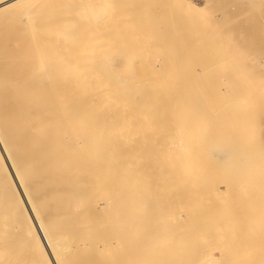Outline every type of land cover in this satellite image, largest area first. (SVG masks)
I'll return each mask as SVG.
<instances>
[{
  "label": "bare ground",
  "instance_id": "obj_1",
  "mask_svg": "<svg viewBox=\"0 0 264 264\" xmlns=\"http://www.w3.org/2000/svg\"><path fill=\"white\" fill-rule=\"evenodd\" d=\"M88 1L89 0H0V172L3 175L2 177H4V180L2 181H5V184L3 185L1 184L2 183L1 181L0 186L5 185L6 187L5 186L4 187L7 188L9 191V193L7 192L9 195H7L6 197L7 204L6 203L4 204L5 206L4 209L3 208L0 209V264H17L13 253H18L16 255H18L19 257V253L27 249L26 247H30V249L28 248L29 251L31 250V248H34L35 253H32L34 251L32 250L31 251L32 254L30 256H27L26 253H28V251L27 252L23 251L22 254L24 255L25 253L26 258H27V259L25 258V255L24 256L21 255L23 256V259L24 258L26 259L24 260V262H26L29 259V257L32 256V258L29 259L31 261L33 258H35L34 257L35 255L33 256V254H36V256L38 257L37 260H39L36 264H39V263L40 264H211L213 257L211 258L212 255H209L210 251L208 249H211L209 248V246L210 244L214 245L213 242L215 240L218 243L219 242L221 243L219 239L220 237L218 238V236L221 235V233L223 232L218 233L217 234L218 236H216L217 232L215 230L219 229V227L216 229L218 223L219 224L224 223L222 221L219 222V220H221V218H219L218 223L215 224V221L217 222V219H215L214 216L219 211H221V213L219 212L220 216L224 215L223 211L224 210L226 211V209H224V205H225L224 202L227 200H223L220 198L221 200L224 201L221 209L215 207L216 203L213 206L214 202H212L213 204L212 203L208 204L209 201L211 202L215 199H213V197H210L214 195L210 191V189L207 190L205 188L208 185L207 186L205 185L203 187V184L206 183L207 181V179L203 178V176H202L203 183L199 182V185H197V187H200L201 185L200 183H202L201 185L202 188L201 187L199 188L200 189L199 192L201 194L205 192V194L208 195V196L206 195L207 197L206 196L205 197L209 201H207L204 198V201L206 200L205 202L207 203H204V201L202 200L204 197L203 196L204 194L202 195L201 198H200L201 196L200 194H199L200 196L197 195L198 193L197 191L199 189L196 188L195 184H197V182L194 183L193 179H192L193 181H187L188 183H186L184 181V178L186 175L182 174L183 177H181V180L184 181V183L182 182L183 184L182 183L181 184L183 186L179 183L181 180H179L178 178V172L175 171L176 170L175 166H177V164H175V162H177L175 155L179 153V151L177 152V150L180 149V146H181L180 145L178 148V145H179L178 142L180 141L181 143V139H183L185 132H186L184 131V133H180V130L182 132L183 130L182 128L184 127L183 124L185 123L184 120L186 119L185 117H187V115L184 116V114H187V113H184L182 111V113H184L183 114L184 123H183L182 122L183 118L180 119L182 116V113L180 112L181 115L178 114L179 111H181V110L178 111V108L183 109V106L182 107L181 106L178 107V106H179V100L180 101L182 100V103H183L185 99V102H186L189 96L187 97V94L185 93H183L184 95L179 96L180 94H178L179 93L178 89L173 87L175 84L173 86L171 85L172 87L171 86L166 87L168 83L167 85H164L161 83L158 84V82L156 83L154 80V77L152 76L155 72L154 70L156 69V67L154 68L155 64L152 66V62H151V59H153L154 57L151 58L150 55H148V58H146V54L148 53L146 51H145L146 54L143 53L142 52L143 50H141V52H136V50H139L138 46H137L138 47L137 49L135 48L136 49L135 52L130 51L132 48L129 50L128 47L124 46L126 44L125 42L128 39L127 30L129 29L127 27L129 25H126L127 27H124L125 26L124 25L125 22H124V24H121L122 26L124 25L123 30L122 29L118 30L119 27L116 28L117 25L115 26L114 22H112L114 18H116L117 21H122V20L124 21L126 17L129 18L128 16H130L131 14L129 10H126V11L130 15L127 14L125 10H123V8L126 7L124 6V4L120 5L121 7L122 6L124 7H122L121 9L119 7L120 10L118 13H116L118 17H116V15H113L111 17L110 19L112 20L111 25L110 27H108V23L110 22V20L109 22H106L103 19V18H106V20H108L107 17H104V15H107V14L103 15V12L108 9L107 5H105V3L107 2L105 0H103V2L100 0L101 3H104V6L102 4L100 8L102 9L103 7H105V9L103 8L102 10H100V8L98 7L100 3L97 4L99 2L98 0H97L98 1L97 3H95V1L93 2L92 0V2L95 4L94 6L97 5L96 7L98 8L91 7L93 6L91 4L92 2L87 3ZM107 1L108 2L110 1L108 3L109 5L113 4L111 2L112 0H107ZM184 2L186 1H183V3ZM86 3L91 4V6L90 5L88 6ZM125 5H127V3ZM140 6H143V5H140ZM157 6H159V4ZM111 7L109 8L111 9ZM113 7L111 10L110 9L107 10L108 13L109 11L111 12L114 9ZM170 7H171V4H170ZM176 7H178V5H176ZM180 7H183V5ZM140 8H136V9H140ZM191 10L192 9H190L189 13H192ZM208 10L209 9H207V11ZM100 11L101 12L103 11V12L101 13ZM137 11H140V10H137ZM222 11H224V8ZM199 12L200 14H202L201 11ZM208 12H210V10ZM216 12L218 13V11ZM119 13L120 15H118ZM171 13L173 12L171 11ZM121 14H123L122 17L125 14H127L128 16L126 15V17H123V19H121L122 18ZM101 15L103 16L101 19H103L105 23H107L106 27H108V29L109 28L111 29V27L114 25L115 27L113 26L112 27L113 29L115 28L117 29V31H119V33L121 34L123 33L124 36L125 35L127 36L126 40L124 39L125 40L124 44L123 43H122L123 45L119 44L124 47L122 48L121 46L118 45L117 47H115V49L117 48L118 50L116 49L115 51V49L113 48L114 47L113 45L118 44L116 42H119L118 36H120V34L119 33L116 34L117 35L116 38L118 37L117 38L118 40L116 38L114 39L113 36L115 35L117 31L115 29H114L115 31L112 30L111 32L114 33V35H112L110 30L108 33L105 30L106 27H103L106 24L104 23L105 25H102L103 23H100L101 24L100 27L102 26L104 28L101 31L105 30L104 33L105 32L106 33L104 35H106V37L109 36V38H103V36L101 35L99 36L98 34L102 33V32L98 33L100 29L99 31L96 30L97 31L96 34L98 33L97 37L99 36V38H103L101 39V41L102 40L107 41V42L111 41L109 42V44L107 43V45L113 46V47L110 46L111 51L108 52L105 44H103L105 42H102L101 44L104 45V47L106 48V51L104 47L102 48V46L99 48L100 44L95 43L94 45H96V47L97 45H99L97 47L99 51L101 49L102 50L104 49L105 52L103 51V53L107 52L106 54H103L102 56L99 55L101 53L98 54L99 51H97L96 47L92 45V40L94 42L96 40L97 43L101 42V41H98L99 39L97 40L94 38L93 34L91 33V31L93 30H89V34H92V36L89 35L88 33H87L88 37H87V34L86 35L83 34V33H86L87 31L86 28H84L83 26L85 25L87 27L88 24H90L88 23V21H94V22L98 21ZM167 15H172V14L169 13ZM180 15H181L182 21L187 16L185 13L184 14L182 13ZM182 15L184 17H182ZM191 15L192 14H190V16ZM108 17H110V13ZM138 17L140 19V16ZM188 17L186 20H190L193 16L189 18ZM214 17L218 18L217 16H214ZM101 19L99 21H103ZM133 19L134 18H132V20ZM146 19H147V16H146ZM213 19L215 20V18ZM86 20L88 24L83 23V22H86ZM135 20L136 19H134V21ZM141 20L142 19H140V21ZM69 21H73V22L69 23ZM77 21H79V23H81L82 25L84 24V25L81 26L79 25V23H75ZM136 21H137V24H134L135 28L134 26L131 25L132 28H134L133 33L135 34H137L138 31L143 32L142 30H140L141 28H143L141 26L142 23L139 22V20H136ZM126 22H129V21L126 19ZM96 23L94 25H96ZM184 23L186 24V22ZM176 25L174 24L173 28H175ZM97 26H99V24L95 26L96 29H98ZM122 26L120 27L122 28ZM170 26L171 25H169V28L167 30H170ZM79 27H83L82 28L83 32H82V29H80ZM154 27L155 26H153V28ZM184 27L187 28V26L185 25ZM146 28H144V32ZM147 29L149 30V27ZM121 30L122 32H120ZM125 31L127 32V34H125L126 33ZM149 31L151 33V30ZM153 31H156V30L154 29ZM139 32H138L139 34L138 36L142 38L141 36H143L144 34L141 35V33ZM209 32L210 31H208L207 33ZM70 33L72 36L70 35ZM78 33L81 34V36L82 35L86 36L88 41H90L89 39H92L90 41L91 45L88 44V46H86L87 45L86 43L88 41L84 43L81 42L80 40L83 38L79 37L80 35ZM158 33H159V30L157 34ZM160 33H163V32L160 31ZM75 34H78V35H75ZM107 34H110V35H107ZM68 35H70L71 37L70 36L68 37ZM164 35L165 34H163V36L161 37H164ZM195 35L198 36V34H195ZM74 36L76 37L78 36L79 38L77 37L76 39V37ZM122 36L120 38L121 41H122ZM201 36L203 35L200 34V38ZM132 38H133V35H132ZM149 38H144V39H149ZM193 38L192 39L189 38V39L193 40ZM207 38L209 37L207 36ZM78 39L80 40L78 41ZM130 39L131 37L128 39V43L126 46L129 45V42L131 45V41H129ZM150 39L151 40L149 41L144 40V42L147 41V44L142 41L141 45L143 47L144 45L148 46L149 44L148 42L151 43V41H153L152 38ZM209 39L207 42H209ZM201 40H204V39L202 38ZM217 40L218 39L214 41H217ZM82 41H84V39ZM139 41L140 40H138V43ZM157 41H158V38H157ZM161 41H159L160 44H161ZM112 42L113 43L115 42L116 44H113ZM172 42H173V39H172ZM172 42H169V43H172ZM200 42H202L203 44V41H200ZM153 43L155 44V41L152 42V44ZM195 43H197V41ZM81 44L83 45L86 44V45L84 47ZM163 44L165 45V43ZM170 45H173V44H170ZM196 45L199 46L198 43ZM195 46L193 47L194 50H196ZM130 47H133V45ZM176 47L175 48L170 47V48L172 50L173 49L176 50ZM215 47L216 46L214 47L211 46V48H215ZM198 48H200V46ZM209 48L210 46L208 47V49ZM92 49L93 50L96 49V52H94L95 50L92 51ZM150 49L151 47L147 50L149 51ZM156 49H158V47ZM156 49L154 51L158 52V50ZM171 49L170 51H172ZM201 50L200 52H204V49H201ZM210 50L209 52L205 50V52L210 53ZM176 51L174 52L176 53V55H174L175 59L177 56H180L178 55L179 54L178 50ZM197 51L199 52L198 49ZM151 52L153 53V50ZM157 52L156 54H159ZM228 53H230V51ZM164 54H167V53H164ZM185 54H187V52ZM194 55H197V54H194ZM205 55L208 57V54L205 53ZM210 56L211 55H209V57ZM169 57H171V55ZM149 58L151 59L149 60ZM158 58L159 57H157V59ZM171 58L169 59L171 60ZM179 58L181 59V57ZM179 58L177 57L176 59L177 63H178ZM147 59L149 60V62L146 61ZM186 60H184V63L183 62L182 63L186 64L188 62L187 60V62L185 63ZM168 61L169 60H167V62ZM201 61L202 60H200V63ZM206 61H204L203 65H205ZM167 62L165 61V63ZM171 62H174V61L171 60ZM191 62H189V64ZM196 63H198V66H199V60ZM212 64H213V61H212ZM158 65H160L159 62H158ZM180 66L182 68V71H181V75H182L184 73L183 71L185 67H183L184 65L182 66V64H180ZM138 67H139L138 69L139 72L137 71ZM205 67H208V66H205ZM160 68H163V66H161ZM169 68H171V66ZM187 68H188V63H187ZM190 69L192 70V68ZM172 70L174 71V69ZM191 70H189L190 74L192 73ZM209 71H210V68H209ZM140 72L147 73V75H150L152 73L150 75L152 77L150 76L147 77V75L144 74L146 78L144 75H143L144 78H139L136 75L139 73V76H140L141 75ZM204 72L207 73L206 70H204ZM199 73L198 75L200 76L202 73L200 74ZM164 74L162 76H164ZM234 75L235 74L233 73V76ZM166 76L167 75H165V77ZM184 76H185V73H184ZM207 76H210V75H207ZM201 78L203 79V77ZM170 79L171 78H169L168 80ZM174 79H176V76L174 77ZM173 83H175V80ZM218 83H221V82H218ZM177 84L178 85L181 84L180 81L179 83L177 82ZM177 84L175 85L176 87H177ZM186 84H189V83H186ZM201 84L199 86L200 88H198V84L197 86L193 85L194 87L198 88L197 89L193 87L196 90V93L198 94L202 90L203 91L201 93L206 92L205 88L203 89ZM254 87H252V91L255 89ZM213 88L215 89L216 86ZM233 88H235V86ZM179 89H184V87L179 88ZM237 89H235V92ZM240 89L242 88L240 87ZM185 90L187 91V89ZM243 90L240 92L243 93ZM255 90L257 91V89ZM193 92L194 91H192V93ZM207 92H206L207 95L203 93L204 94L203 98H201L202 97L200 95L201 93L197 95L198 99L196 97V99L200 101H203V99L205 98L204 100L206 101L205 102L206 104H203L204 101L203 102L199 101V103L200 104L202 103L205 106V108L211 106V104L210 106H208L209 103H207L211 97L210 95L208 96V94L209 93L211 94V92L210 91L209 93ZM194 94L193 96L191 95V98L192 97L194 98ZM231 94H234V93H231ZM224 95H228V93ZM234 95H237L238 97V94L235 93ZM252 95H255V97L257 96L256 92L255 94H252ZM217 97L219 100L223 98V95H222V98L221 96L219 97L216 95L215 98ZM229 97L231 96H228V98ZM251 97L253 99V96ZM251 97L249 96L248 99H251ZM212 98H214L213 95H212ZM232 99H225V101L226 102L229 100L232 101ZM254 101H256V99ZM192 102L194 101H191V103ZM223 102L224 101L222 100L221 103L220 102L219 103L222 104ZM213 103H214V100H213ZM202 104L201 106H203ZM226 104L227 103H225V105ZM189 107H192V106H189ZM202 108L205 109L204 107ZM211 109H209V111H211ZM224 110L225 109H222V112ZM191 112H194V111H191ZM198 112H201V111H198ZM195 114L196 113H193V116ZM203 114L204 113H202V115ZM216 114H217V117H219L218 116L219 113L216 112ZM202 115H200V117ZM214 115H215V112H214ZM166 117L169 118L167 122L169 123L170 121L169 124H165L166 122L163 121L164 119L166 121L167 119ZM194 118L195 117H193L192 119ZM178 119L181 121H179ZM203 119L205 121V118ZM189 121H191V119ZM195 122H196V119H195ZM201 122L200 124H204ZM164 124L166 126H164ZM179 124L180 126L183 125L181 129L179 127ZM205 125L207 124L205 123ZM166 127H169V128H166ZM148 130H150L151 135L149 133H146ZM179 133L182 134L181 135V137L183 136L182 138L180 137V135H178ZM148 135L152 136V139H151L152 141L153 139L155 141V144H154L153 143L154 141L152 142L149 139L150 142H152L150 147H148L149 146V141L147 140L149 138ZM156 135H159L158 137H162V138L157 139ZM177 135H178V138H180V140L178 139V141L176 140ZM186 138H188V136ZM165 139H167L168 141L173 139L172 140L173 143L171 142L169 143ZM166 141L168 142L169 146L171 144L173 148L171 146H170L171 148L167 147L166 146L167 144L164 145ZM181 144L183 147V142ZM155 145H157V147ZM161 145L164 148H160ZM176 147L178 149H176ZM237 150L239 151V149ZM219 151H217V153H219ZM175 152L177 153L175 154ZM222 152H223V149H222ZM224 152L226 153L227 151L225 150ZM227 154L226 156L223 153H221L220 155L218 154L219 156L218 158L217 157L216 158L219 159L220 161L225 162L224 160L226 159ZM235 155L233 154L231 156L235 157ZM241 157H240V161H243L244 158L241 159ZM238 159L239 158H236L235 160L238 161ZM219 160L217 161L219 162ZM179 161L180 160L178 159V162ZM226 164L228 163H225V165ZM178 165L180 164L178 163ZM217 165L215 167H217ZM223 165L221 166L224 167ZM263 165L264 164H262V166ZM211 167L214 168V165L213 166L210 165V167L207 166L205 170L209 168L208 171L213 172V169L211 170ZM230 167L227 168L228 171H230L229 169H232V167L231 168ZM244 167L246 166L244 165ZM257 168L259 169V167ZM261 168H260V172H263L261 171ZM216 169L214 171H216ZM221 170L225 171L222 168ZM240 170H244V169H242L241 167ZM240 170L238 169V172H240ZM169 171L171 173H169ZM201 172H205V171H201ZM201 172H198V173H201ZM219 172L220 171H218V174H220ZM179 173L181 174V172ZM192 174L193 176L195 175L193 171H192ZM213 174H216V173H212V175ZM221 174L224 175L223 173ZM198 175L200 176V174ZM244 175H245V172H244ZM191 176L189 177L190 178L189 180H191ZM209 177L211 176H208V178ZM262 177L260 178L262 179ZM213 178L214 176L210 178V182L208 181L209 182L208 188H210L211 179ZM260 178L259 180H261ZM203 179L206 181L204 182ZM223 180L224 179H222V181ZM251 180H253V178ZM189 182L190 183L192 182V183L190 184ZM244 182L245 184H248L246 183V180H244ZM193 183L195 186L193 185ZM211 184H213V181ZM181 186L183 187V189ZM215 186L213 187L215 188ZM232 187H231L232 189L231 191L235 192L234 191L235 187L234 188ZM195 188L196 190L197 189L198 190L196 191ZM201 189L202 190L206 189V190L203 192ZM238 189H240V187ZM253 189L255 188L253 187L252 190ZM256 190L257 189H255V191ZM262 190L263 191H261V193L264 192V189ZM207 191H210L211 193L210 192L206 193ZM242 191H244L243 188H242ZM195 192H197L196 195H195ZM222 193L221 194L219 193V194L222 196L223 195ZM216 194L214 196H216ZM258 194L260 193L258 192ZM227 195L229 194L223 195L222 198L225 197L226 199ZM234 195L235 194L233 193V197ZM252 195H253V192H252ZM209 197L211 198V200L209 199ZM252 197L254 199L255 196H251L250 198L252 199ZM234 201L235 200H233V202L231 201L232 205H234L233 204ZM236 201H238V199ZM231 203L229 202L230 205ZM226 206L227 205H225V207ZM179 207L182 209H180ZM233 208L235 209L234 206ZM237 208L238 207H236V209ZM178 209L183 210L182 211L183 213L180 212L179 214ZM217 209L219 211H214ZM230 209H232V207H230ZM230 211H226V213L228 212L229 214ZM213 212L215 214H213ZM181 213L185 215L186 219H181L182 218L180 216ZM6 214L10 216V219L11 217L12 218L14 217V221H13L14 227L13 225H11L12 223L9 225H7L8 223L5 224L6 222H9V221H4L7 218V217L6 218L4 217V216H7ZM212 215L214 218H212ZM3 217L5 218L4 220H2ZM195 217L196 219H194ZM192 218L194 219V221L195 220L196 221L194 222ZM208 218H210L211 222L214 223V225L216 226H213L212 224L213 227H211V223L208 220ZM213 219H215V221ZM10 222H12V220ZM189 223H191L190 226H193L192 224H195V226L198 227L199 225V228L201 229L202 227L203 230L195 229V231H191L192 227L191 228L188 227L189 229L188 228L182 229L183 228L182 226H184L185 224L189 225ZM206 225L207 226L209 225L210 228H213L212 230L215 229L214 231L216 233L214 232L215 233V236H213L214 238L212 237L213 231L209 227H205ZM5 227H7L8 229H6ZM9 227H11L12 229H10ZM9 229L13 230L16 233L11 234L13 231H9V234H8ZM233 231H236V230H233ZM228 234L230 233L228 232ZM246 234H248V232ZM9 235L10 237H12L13 235L15 236L12 237L13 238L12 239L9 237ZM215 237L217 238L215 239ZM248 237H251V236H248ZM207 239H210V240L212 239L213 241L212 240L210 241L212 243L210 242L208 243ZM221 240L223 241V237L221 238ZM230 240L232 239H229L226 241H230ZM241 240L238 241L237 245H240L241 243L243 244V242L246 243L247 241V239H245L246 241H243V242H241ZM217 242L215 245L216 247L217 245L218 246L220 245V244H217ZM207 243L209 246L207 245ZM223 243H224L223 245H225V242ZM21 245H23V247H20ZM233 246L234 248L237 247L235 245ZM251 246L254 247L253 244ZM177 247H178V250L176 249ZM220 247H221L220 252H222L221 254L223 255V257L221 256L220 257L221 259L226 257L225 259L222 260L226 262V259H228L227 255L226 254L224 255V252H226L225 251L226 248L225 250H223L222 247L224 248V246H219L217 249L220 250L219 249ZM21 248L23 250L20 251ZM236 252H239V251H236ZM29 254L30 253H28V255ZM235 254L237 255V253H234L233 256H235ZM249 254L250 253H247V255ZM238 255H242V253ZM244 256L246 255L244 254ZM244 256H241V257L244 258ZM237 257L238 256H236V258ZM236 258H234L233 260H236ZM23 259L21 258V260ZM216 259H219V258H216ZM233 260L232 261L229 260L231 264ZM248 260L250 261L251 259L249 258L247 259V261ZM33 261L35 262L34 259ZM240 262L238 264H240ZM227 264L229 263L227 262Z\"/></svg>",
  "mask_w": 264,
  "mask_h": 264
},
{
  "label": "rangeland",
  "instance_id": "obj_2",
  "mask_svg": "<svg viewBox=\"0 0 264 264\" xmlns=\"http://www.w3.org/2000/svg\"><path fill=\"white\" fill-rule=\"evenodd\" d=\"M95 1V3H97L98 1V3L97 4H99L98 5V7L100 8L101 7V5L103 4V6H104V3H101V1L103 2V0H93V2ZM107 3H105V5H107V10H109L110 8L109 7H111L113 4V6H115V7H113L114 9L110 12L109 11V13H110V17H108L109 16V13H108V11L106 10V11H102L103 12V15L104 14H107V15H104V17H107V19L108 20H106V18H103L106 22H109V20L111 19V17L113 16V15H116V13H118L119 12V10L122 8V7H124V6H126L125 8H123V10H129V12H130V14L126 11V13L127 14H129L130 16H132V17H130V16H128L127 14H125L123 17H126V15L131 19V21H130V19L129 18H125L124 19V21L122 20V21H117V19L116 18H114V20L112 21V20H110V24L108 23V27H110V25H111V21L112 22H114V25L116 26V28H118V30H120V29H122L123 30V28L124 27H127L126 25H129L127 28L129 29V30H127L128 31V39L131 37V39L129 40V41H131V45H130V42H129V45L128 46H126L127 45V43H128V39H127V41L125 42V40H126V38H127V36L125 35L124 36V34L122 33H119V31H117V29H115L117 32L115 33V35H114V33L113 32H111L112 30H114L112 27L114 26L113 24V26L111 27V29L109 28L108 29V27H106L107 26V23H105V21L103 20V19H101L103 16L101 15V17H100V19L101 20H103V21H96V22H94V21H88V23H90V24H88L87 23V20H86V22H83L84 24H88V26L90 27H86L84 24V26L81 24V23H79V21H77V22H75V23H79V25H81V26H83L84 28H86V33H83V34H89V30H93V31H91V33L93 34V36H94V38L95 39H99L98 41H101V39H103V38H109V36H107L106 37V35H104L106 32H108L109 33V30H110V32L112 33V35H114L113 37H114V39L116 38V34L117 33H119L120 34V36H118L117 38L119 39V42H116V43H118V44H116L115 42L113 43V44H116V45H113V46H111V45H107V43L109 44V42H111V41H109V39H108V41L109 42H107V41H101V42H99V43H97V41L95 40V42L92 40V39H89L90 41L92 40V45L93 46H95L96 47V45H94L95 43L96 44H100V46L99 45H97V47L99 46V48L102 46V48L104 47V45H102L101 43L102 42H105V43H103V44H105V46H106V48H107V50H108V52L109 51H111L110 50V46L111 47H113L114 49H115V47H117L119 44H124V42L126 43L124 46L125 47H128V49L130 50L131 48L132 49H134V50H130V51H134L135 52V50L138 48L139 50H136V52H141V50H143L142 52L143 53H145L146 54V52L148 53V54H146V58H148V55H150V57L151 58H153L154 59V61H153V59H151V58H149V60L151 59V62H152V66L154 65V68L156 67V69L154 70L155 72H154V74L152 75L153 77H154V80H155V82L157 83L158 82V84L159 83H161V84H164V85H167V83H168V85L166 86V87H170L171 85L173 86L174 84L176 85L177 84V82L179 83V81H180V83L181 84H177V87L174 85L173 87H175V88H177L178 89V91H179V93L178 94H180L179 96H181V95H184L183 93H185V94H187V97H188V99L186 100V102H185V99H184V102L182 103V100L180 101L179 100V106L178 107H182L183 106V109L182 108H178V111L179 110H181V111H179V115H181V113H182V111L184 112V113H187V114H184V113H182V116H181V118L180 119H182V122L184 123V121H185V123L183 124V123H181V124H183L184 125V127H186V128H184L183 127V125H181L180 126V124H179V127H180V129L182 128L183 130H182V132H181V130H180V133H184V131H186L185 132V135H184V137H183V139H181V143L183 142V147H182V144L180 143V141L178 142V148H179V146H180V149H178L177 147H176V149H178L177 150V152L179 151V153H177V152H175V158H176V160H177V162H175V164H177V166H175V168H176V170L175 171H177L178 172V178H179V180H181V177H183V175L182 174H185L184 176H185V178H187V179H185L184 178V181L186 182V183H188L187 181H193L194 180V183L195 182H197V184H195L196 185V188H200L201 187V185H202V176H203V178H206L207 179V181L206 180H204L203 179V181L205 182L206 181V183H204L203 184V187L206 185H208L209 186V182H210V178H212L213 176H214V178L213 179H215V180H213V179H211V183H212V181H213V184H211L210 183V188H208V186L207 187H205L207 190L208 189H210V191L215 195L216 193H218V191H219V193L221 194L222 192V194L223 195H225V194H229V195H227L226 196V199H225V197L224 198H222V196L218 193V194H216V196H214V195H212V196H210V197H213V199H215V200H213V201H209V200H207L206 199V197L208 196L207 194H205V190H202L204 193V195L203 194H201L199 191H200V189L197 191L196 190V188H195V190L198 192H195V195H196V193H197V195L198 196H200V198L202 197V195L204 196L203 197V201H204V198L207 200V201H209L208 202V204L210 203H212V202H214V204H213V206L215 205V203H216V205H215V207H217V208H219V209H221V207L223 206V200H227V201H225L224 202V204L225 205H227L226 207H225V205H224V209H226V211H230L229 212V214H228V212L226 213V211L224 210L223 212H224V215L223 216H220L219 214L221 213V211H219L218 209L217 210H214V211H219V212H217L216 213V215L214 216L215 217V219H217V222L215 221V219H213L214 221H215V224H217L218 223V219L219 218H221V220H219V222L220 221H222V222H224V223H221V224H217V227H216V229L219 227V229H217V230H212L213 228H210L209 227V225L207 226H205V227H209L212 231H213V234H212V232H211V234H212V237L213 236H215V233H216V236H218L217 234L218 233H220V232H223V233H221V235H219L218 236V238L220 239V241H221V243L219 242H217L215 239L217 238V237H215V241L213 242L214 243V245L212 244H210V246L208 245V243L212 240H210V239H207V241H208V243H207V245L209 246V248H211V249H208L209 251H210V254L209 255H212L211 256V258H212V262H211V264H227V262L229 263V264H231V262L230 261H232L234 258H236V256H238L237 258H236V260H237V262H236V260H233V262H232V264H238L240 261H242V262H240V264L241 263H243V264H255V262H256V264H259V262H260V264H264V202H262V201H264V192H262L261 193V191H263L262 189H264V165L262 166V164H264V0H168V1H166V0H112L111 2L113 3L112 5H109L108 3L110 2H108L107 0H105ZM104 1V2H105ZM120 1V2H119ZM180 1V2H179ZM183 1H186V2H184L183 3ZM90 2H92V0L90 1H88L87 3H90ZM91 3L93 6H91V4H87L88 6L90 5L91 7H96V6H94L95 4L94 3ZM130 2H131V4H130ZM140 2V3H139ZM162 4H161V3ZM166 2V3H165ZM127 3V5H125ZM149 3V4H148ZM124 4V6H120V5H123ZM159 4V6H157ZM161 4V5H160ZM164 4V5H163ZM170 4H171V7H170ZM174 4V5H173ZM185 4H187V5H185ZM108 5H109V7H108ZM140 5H143V6H140ZM146 5V6H145ZM163 5V6H162ZM166 5V6H165ZM176 5H178V7H176ZM183 5V7H180V6H182ZM220 5V6H219ZM224 5H225V7H224ZM102 6V7H103ZM138 6V7H137ZM148 6V7H147ZM187 6V7H186ZM205 6H207V7H205ZM98 7H96V8H98ZM112 7H111V9H112ZM118 9H117V8ZM119 7H120V9H119ZM131 7H133V8H131ZM141 7V8H140ZM160 7V8H159ZM169 7V8H168ZM174 9H173V8ZM221 7V8H220ZM104 9H105V7H103ZM102 8V9H103ZM136 8H140V9H136ZM143 8V9H142ZM181 8H183V9H181ZM185 8V9H184ZM206 8V9H205ZM223 8H224V11H222L223 10ZM101 8H100V10H102ZM110 9V10H111ZM117 9V10H116ZM131 9V10H130ZM169 9V10H168ZM171 9V10H170ZM182 11H181V10ZM189 9V10H188ZM190 9H192L191 11H192V13H189L190 12ZM207 9H209L210 10V12H208L207 11ZM115 10V11H114ZM137 10H140V11H137ZM144 10V11H143ZM184 10V11H183ZM215 10V11H214ZM113 11H114V13H113ZM153 11H155V12H153ZM170 11V12H169ZM171 11L173 12V13H171ZM179 11H181V12H179ZM198 11V12H197ZM199 11H201V13L202 14H200V12ZM203 11H204V13H203ZM211 11H212V13H211ZM214 11V12H213ZM216 11H218V13L216 12ZM101 12V11H100ZM101 12V13H102ZM121 12H122V10H121ZM120 12V13H121ZM136 12V13H135ZM141 12V13H140ZM145 12V13H144ZM161 12V13H160ZM172 14V15H167V14ZM186 14L187 16L184 18V20H186L187 19V17L189 16V17H192L190 20H186V21H182V18H181V15L179 14ZM220 12V13H219ZM222 12V13H221ZM113 13V14H112ZM120 13L118 14V15H120ZM153 13V14H152ZM210 13V14H209ZM214 13V14H213ZM217 13V14H216ZM124 14V13H123ZM123 14H121V17H122V15ZM134 14V15H133ZM190 14H192L191 16H190ZM202 16H200V15ZM216 14V15H215ZM245 14V15H244ZM180 17H179V16ZM205 15V16H204ZM240 15V16H239ZM241 15H242V17H241ZM136 18H135V17ZM138 16H140V19H142L141 21H140V19H139V17ZM146 16H147V19H146ZM155 16H156V18H155ZM170 16V17H169ZM172 16V17H171ZM214 16H217L218 18H216V17H214ZM116 17H118L117 15H116ZM120 17V16H119ZM120 17V18H121ZM123 17L121 18V19H123ZM138 17V18H137ZM167 17V18H166ZM180 18V20H179V18ZM182 17H184L183 15H182ZM188 17V18H189ZM201 17V18H200ZM206 17H208V18H206ZM232 17H234V18H232ZM240 17V18H239ZM112 18V19H113ZM119 18V19H120ZM132 18H134V19H136V20H139V22H141L142 23V27L143 28H141V26H140V30H142L143 32H144V28H148L149 27V30H151V33L154 35H152L151 33H150V31L146 28V30H145V32L143 33V32H139V33H141V35H143V36H141L142 38H140V36H138L139 34H138V32H137V34H135V33H133V29L135 28V25L134 24H137V21L135 20L134 21V19L132 20ZM145 18V19H144ZM172 18H173V20H172ZM198 18H200V19H198ZM213 18H215V20L213 19ZM238 18V19H237ZM115 19H116V21H115ZM118 19V20H119ZM126 19L129 21V22H126ZM151 19V20H150ZM172 21H171V20ZM144 20V21H143ZM177 20V21H176ZM197 20H198V22H200V23H198L197 22ZM201 20V21H200ZM135 23H134V22ZM147 21V22H146ZM149 21V22H148ZM152 21V22H151ZM196 21V22H195ZM228 21H229V23H228ZM230 21H232V22H230ZM51 22H53V21H51ZM68 22V21H67ZM73 21H69V23H72ZM82 22V21H81ZM99 22V23H98ZM116 22V23H115ZM124 22H125V24H124ZM139 22H138V24H139ZM154 22V23H153ZM168 22V23H167ZM184 22H186V24L184 23ZM195 24H194V23ZM202 22V23H201ZM96 23V25H98L99 24V26H97L98 27V29H96L95 28V26L96 25H94ZM100 23H103L102 25H105V26H103V27H106L105 28V30H106V32L104 33V31L105 30H103V31H101L102 29H104L102 26V28L100 27ZM105 23V24H104ZM140 23V24H141ZM144 23V24H143ZM149 23V24H148ZM197 23V24H196ZM121 24H124L123 26L121 25ZM148 24V25H147ZM152 24V25H151ZM154 24V25H153ZM174 24L176 25L175 26V28H173L174 27ZM179 24V25H178ZM183 24V25H182ZM227 24V25H226ZM134 26V28H132V26ZM144 25V26H143ZM145 25H147V26H145ZM169 25H171L170 26V30H167L168 28H169ZM184 25L185 26H187V28H185L184 27ZM200 25V26H199ZM224 25V26H223ZM78 26V25H77ZM114 26V27H115ZM120 26H122V28L120 27ZM153 26H155L154 28H153ZM83 27H79L80 29H82ZM182 27H184L185 28V30H184V28H182ZM87 28H89V29H87ZM151 28V29H150ZM221 28V29H220ZM99 29H100V31H99ZM130 29H131V31H130ZM156 30V31H153V30ZM174 29H176V30H174ZM182 29V30H181ZM189 29V30H188ZM203 29V30H202ZM207 29V30H206ZM209 29H211V30H209ZM85 30V29H84ZM96 30H98L99 32L98 33H100V32H102L101 34H98L99 36L101 35V36H103V38H99V36L97 37V34H96ZM114 30V31H115ZM122 30L120 31V32H122ZM158 30H159V33L157 34V32H158ZM174 32H173V31ZM180 30H181V32H180ZM191 30V31H190ZM213 30V31H212ZM94 31H95V33H94ZM149 31V32H148ZM160 31L161 32H163V33H160ZM167 31H171L170 33L169 32H167ZM178 31H179V33H178ZM208 31H210L209 33H207ZM82 32H83V29H82ZM126 32V31H125ZM124 32V33H125ZM132 32V33H131ZM135 32V31H134ZM156 32V33H155ZM188 32H189V34H188ZM203 32V33H202ZM207 34H206V33ZM212 32V33H211ZM79 33H81V32H79ZM78 33V34H79ZM130 33V34H129ZM148 35H147V34ZM168 33V34H167ZM175 33V34H174ZM191 33V34H190ZM193 33V34H192ZM205 33V34H204ZM211 33V34H210ZM68 34V33H67ZM78 34H75V35H78ZM88 34H87V37H88ZM92 34H89V35H91L92 36ZM125 34H127V32L125 33ZM163 34H165L164 35V37H161V36H163ZM174 34V35H173ZM183 34V35H182ZM186 36H185V35ZM188 34V35H187ZM195 34H198V36L197 35H195ZM200 34L201 35H203V36H205V37H203V36H201V38H200ZM210 34V35H209ZM70 35H71V33H70ZM70 35H68V37L70 36ZM80 36L79 37H82L83 39H84V41H82L83 39H78V41L80 40L81 42H87L88 40H87V38H86V36H84V35H82L81 36V34H79ZM107 35H110V34H107ZM123 35V36H122ZM132 35H133V38H132ZM150 35V36H149ZM159 35V36H158ZM171 35V36H170ZM180 35H182V36H180ZM190 35V36H189ZM192 35V36H191ZM210 38H207V36ZM72 36V35H71ZM70 36V37H71ZM105 36V37H104ZM121 36H122V41H121ZM152 36V37H151ZM175 38H174V37ZM177 36V37H176ZM74 37H76V36H74ZM78 37V36H77ZM77 37H76V39H77ZM78 37V38H79ZM112 37V36H111ZM125 37V38H124ZM139 39H138V38ZM152 38V40L153 41H151V43L150 42H148L149 44H148V46L146 45H144V47L141 45V43H142V41L144 42V40H147V41H149V40H151L150 38ZM156 37V38H155ZM173 37V38H172ZM185 37V38H184ZM193 38V40H190V39H192ZM90 38H92V37H90ZM93 38V39H94ZM116 38V39H117ZM144 38H149V39H144ZM155 38V39H154ZM157 38H158V41H157ZM163 38H164V40H163ZM190 38V39H189ZM197 38V39H196ZM206 39L205 40V42H204V40H201V39ZM69 39V38H68ZM113 39V40H114ZM117 39V40H118ZM125 39V40H124ZM134 39V40H133ZM172 39H173V42H172ZM180 39V40H179ZM183 39V40H182ZM187 39V40H186ZM208 39H209V42H207L208 41ZM216 39H218L217 41H214V40H216ZM105 40V39H104ZM112 40V39H111ZM138 40H140L139 41V43H138ZM161 40H163V41H161ZM168 40V41H167ZM176 40V41H175ZM90 41H88L86 44H81L82 46H84L85 47V45L86 46H88V44H90L91 45V42ZM147 41L146 42H144V43H146L147 44ZM155 41V44L153 43L152 44V42H154ZM157 41V42H156ZM159 41H161V44H160V42ZM193 41V42H192ZM197 41V43L199 44V46H200V48L201 49H204V52H205V50L206 51H208L209 52V50H210V53H207V52H205L206 54H208V57L205 55V53L204 52H200V48H198L199 46L198 45H196L197 43H195ZM200 41H203V44H202V42H200ZM220 41V42H219ZM94 42V43H93ZM159 42V43H158ZM169 42H172V43H169ZM177 44H176V43ZM183 42H185V43H183ZM200 42V43H199ZM216 44H215V43ZM112 43H110V44H112ZM138 43V44H137ZM143 43V44H144ZM163 43H165V45L163 44ZM168 43V44H167ZM175 43V44H174ZM192 43V44H191ZM218 43V44H217ZM79 44V43H78ZM122 44V45H123ZM156 44H157V46H156ZM170 44H173V45H170ZM184 44V45H183ZM186 44V45H185ZM188 44H190V45H188ZM202 44V45H201ZM207 44V45H206ZM133 45V47H130V46H132ZM151 45V46H150ZM153 45V46H152ZM159 45V46H158ZM169 45V46H168ZM175 45V46H174ZM176 45H177V47H178V49H177V47H176ZM184 47H183V46ZM197 46V48H196V46ZM206 45V46H205ZM109 48H108V47ZM119 46H121V45H119ZM124 46H121L122 48L124 47ZM138 46V47H137ZM155 46H156V48L158 47V49H156L155 48ZM186 46V47H185ZM195 46V49L196 50H194L193 49V47ZM202 46H204V47H202ZM210 46V48L208 49V47ZM211 46H216L215 48H211ZM96 47V49H97V51H99L98 50V48ZM142 47V48H141ZM147 47V48H146ZM151 47V51L153 50V53L151 52H149L147 49H149ZM161 47V48H160ZM175 48L176 47V50H178V55H180V56H177L178 58L179 57H181V59L179 58L178 59V63H177V57H176V59H175V57H174V55H176V53H174L176 50L175 49H171V48ZM105 48V47H104ZM106 48H105V51H106ZM119 48V47H118ZM136 48V49H135ZM160 48V49H159ZM163 48V49H162ZM168 48H170L172 51H170V49H168ZM187 48V49H186ZM96 49H92V51H94V52H96ZM117 49V48H116ZM116 49H115V51H116ZM145 49V50H144ZM158 50V52L157 51H154V50ZM164 49H166V50H164ZM181 49H183V50H181ZM192 49V50H191ZM197 49L199 50V52L197 51ZM213 49H214V51H213ZM118 50V49H117ZM161 50V51H160ZM190 50V51H189ZM103 51H104V49L102 50H100L99 52H98V54L99 53H101V54H99V55H103V54H106V53H103ZM104 51V52H105ZM113 51V50H112ZM146 51V52H145ZM168 51V52H167ZM189 51V52H188ZM193 53H192V52ZM197 51V52H196ZM201 51H203V50H201ZM230 51V53H228ZM156 52L157 53H159V54H156ZM167 53V54H164V53ZM170 52H171V54H170ZM177 52V51H176ZM187 52V54H185V53ZM191 52V53H190ZM234 52V53H233ZM173 53V54H172ZM203 53V54H202ZM213 54V56H212V54ZM216 53V54H215ZM164 54V55H163ZM171 55V57H169L170 55ZM194 54H197L198 55V57H197V55H194ZM155 55V56H154ZM163 55V56H162ZM193 55V56H192ZM209 55H211L210 57H209ZM182 56H184V57H182ZM186 56V57H185ZM204 56V57H203ZM157 57H159L158 59H157ZM174 57V58H173ZM192 57V58H191ZM165 58H166V60H165ZM169 58H171V60L172 61H174V62H171V60L169 59ZM188 58V59H187ZM191 58V59H190ZM195 60H194V59ZM205 60H204V59ZM209 58H211V59H209ZM217 58V59H216ZM160 59V60H159ZM173 59H175L176 60V62H175V60H173ZM182 59H184V60H188V62H187V60L185 61V63L187 62L188 63V68H187V63L186 64H183L184 63V60H182ZM189 59H190V61H189ZM194 61H193V60ZM149 60L147 59L146 61H148L149 62ZM159 60V61H158ZM167 60H169L168 62H167ZM180 60V61H179ZM182 60V61H181ZM199 60V66H198V63H196L197 61ZM200 60H202L201 61V63H200ZM207 60V61H206ZM210 60V61H209ZM219 60V61H218ZM223 60V61H222ZM163 61V62H162ZM165 61L167 62V63H165ZM192 61V62H191ZM204 61H206V63H205V65H203L204 64ZM212 61H213V64H212ZM150 62V63H151ZM158 62H159V64L161 65V63H162V65L161 66H163V68H160L161 66L160 65H158ZM179 62H181V63H179ZM183 62V63H182ZM189 62H191L190 64H189ZM209 62V63H208ZM211 62V63H210ZM214 62H216V63H214ZM224 62V63H223ZM147 63V62H146ZM164 63V64H163ZM172 63V64H171ZM196 63V64H195ZM176 66H175V65ZM180 64H182V66L183 67H185L184 68V73H185V76H184V73L181 75V71H182V68H181V66H180ZM192 64V65H191ZM195 64V65H194ZM165 65V66H164ZM173 65H174V67H173ZM211 65H213V66H210ZM171 66V68H169V67ZM191 66V67H190ZM195 66V67H194ZM205 66H208V67H205ZM137 67V66H136ZM166 67V68H165ZM176 67V68H175ZM158 68H159V70H158ZM167 68H168V70H167ZM187 68V69H186ZM190 68H192V70L190 69ZM204 68V69H203ZM206 68V69H205ZM209 68H210V71H209ZM139 67L137 68V71L139 72ZM164 70V71H162V70ZM172 69H174V71L172 70ZM201 71H200V70ZM212 69V70H211ZM214 69H216V70H214ZM219 69V70H218ZM172 70V71H171ZM189 70H191V74H190V71ZM202 70H203V72H202ZM204 70H206L207 71V73H205L204 72ZM158 71V72H157ZM161 71V72H160ZM170 71V72H169ZM186 71V72H185ZM194 71V72H193ZM196 71V72H195ZM189 72V73H188ZM202 73L200 76L198 75V73ZM209 72H210V74H209ZM222 74H221V73ZM232 72V73H231ZM141 73V72H140ZM165 73V74H164ZM170 73H172V74H170ZM193 73H194V75H193ZM197 73V74H196ZM199 73V74H200ZM229 75H228V74ZM233 73L236 75H234L233 76ZM144 74H146L147 75V73H141V75L139 76V73L136 75L137 77H139V78H144L143 77V75ZM152 74V73H151ZM150 74V75H151ZM161 74V75H160ZM164 74V76H162ZM176 74V75H175ZM188 74V75H187ZM190 74V75H189ZM212 74V75H211ZM219 74V75H218ZM150 75H147V77L148 76H150ZM157 75V76H156ZM165 75H167L166 77H165ZM169 75V76H168ZM175 75L176 76V79H174V77L173 76ZM182 77H181V76ZM207 75H210V76H207ZM228 75V76H227ZM232 75V76H231ZM145 76V75H144ZM152 76H150V77H152ZM196 76H197V78H196ZM217 76V77H216ZM223 76H224V78H223ZM230 76V77H229ZM156 77V78H155ZM161 77V78H160ZM180 77V78H179ZM192 77H193V79H192ZM201 77H203V79L201 78ZM231 77H232V79H231ZM233 77H235V78H233ZM145 78H146V76H145ZM165 78V79H164ZM169 78H171L170 80H168ZM173 78V79H172ZM185 78V79H184ZM189 78V79H188ZM212 78V79H211ZM158 79V80H157ZM180 79V80H179ZM196 79V80H195ZM202 81H201V80ZM210 79V80H209ZM222 79V80H221ZM225 79V80H224ZM174 80H175V83H173L174 82ZM213 82H212V81ZM215 80V81H214ZM220 80V81H219ZM235 80V81H234ZM239 80V81H238ZM167 81H169V82H167ZM171 81H173V82H171ZM182 81V82H181ZM187 81V82H186ZM191 81H193V82H191ZM232 81V82H231ZM237 81V82H236ZM240 81H241V83H240ZM164 82V83H163ZM166 82V83H165ZM198 82V83H197ZM200 82V83H199ZM206 82V83H205ZM209 82V83H208ZM218 82H221V83H218ZM222 82H224V83H222ZM154 83V82H153ZM173 83V84H172ZM185 83V84H184ZM186 83H189V84H186ZM204 84V85H202V84ZM150 84H152V83H150ZM160 84V85H161ZM183 84H184V86H183ZM197 84H198V88H200L199 86H200V84H201V86H202V88L204 89L205 88V90H206V92L207 93H209V91L211 92V94L209 93L208 94V96L210 95L211 97H210V99H209V101L207 102V103H209L208 104V106H210V104H211V106L210 107H207V108H205V106L203 105V104H206L205 102V98L203 99V101H200V100H197L198 99V97H197V95H199L198 93H196V90L194 89V88H197V87H194V86H197ZM208 86H207V85ZM209 84H211V85H209ZM236 84H238V85H236ZM188 87H187V86ZM191 87H190V86ZM194 85V86H193ZM243 85V86H242ZM171 86V87H172ZM184 87V89H179V88H183ZM216 86V90L213 88V87H215ZM222 86V87H221ZM223 86H225V87H223ZM235 86V88H233ZM237 86V87H236ZM246 86V87H245ZM255 86V87H254ZM165 87V86H164ZM186 87V88H185ZM194 87V88H193ZM210 88V90H209V88ZM220 87V88H219ZM240 87L242 88V89H240ZM252 87H254L255 89H257V91L254 89L253 91H252ZM197 88V89H198ZM232 88V89H231ZM238 88V89H237ZM247 88V89H246ZM185 89H187V91L185 90ZM235 89H237V90H239V91H237L236 90V92H235ZM244 89V90H243ZM201 90V89H200ZM243 90V93L242 92H240V91H242ZM183 91V92H182ZM192 91H194L193 93H192ZM214 91H216V92H214ZM232 91H234V92H232ZM249 91H250V93H249ZM256 92V97H255V95H252V94H255V92ZM198 92V91H197ZM206 92H203L204 94H206ZM246 92V93H245ZM195 93V94H194ZM203 93H201L200 95L202 96L201 98H203L204 97V94ZM218 93H220V94H218ZM228 93V95H224V94H227ZM231 93H236V94H238V97H237V95H234V94H231ZM242 93V94H241ZM189 94V95H188ZM193 94H194V98H193V100H192V98H191V95L193 96ZM203 94V95H202ZM215 94V95H214ZM240 94V95H239ZM207 95V94H206ZM212 95L214 96V98L216 97V95L217 96H221V98H222V95H223V98L222 99H219L218 100V97L217 98H212ZM186 96V95H185ZM228 96H231V97H229L228 98ZM240 96H242V97H240ZM249 96L251 97V96H253V99H252V97H251V99L253 100H251V99H248L249 98ZM196 97H197V99H196ZM200 97V96H199ZM234 97V98H233ZM185 98V97H184ZM191 98V99H190ZM233 98V99H232ZM247 98V99H246ZM200 99V98H199ZM214 100V103H213V100ZM225 99H232V101L231 100H229V101H225ZM238 99V100H237ZM256 99V101H254ZM224 101L225 103H227L226 105H225V103L223 102L222 104H220L221 103V101ZM249 100H251V101H249ZM191 101H194L195 102V104H194V102H192L191 103ZM199 101L200 102H203V106H201V104L199 103ZM217 101V102H216ZM232 103H231V102ZM181 102V103H180ZM220 102V103H219ZM229 102V103H228ZM237 102V103H236ZM244 102V103H243ZM252 102V103H251ZM190 103V104H189ZM200 105H199V104ZM184 104V105H183ZM215 104H217V105H215ZM195 105V106H194ZM197 105H199V106H197ZM226 107H225V106ZM189 106H192V107H188ZM194 106V107H193ZM222 106V107H221ZM225 108H224V107ZM238 106V107H237ZM186 107H187V109H186ZM202 107H204L205 109H203ZM216 107V108H215ZM235 107H237V108H235ZM194 108V109H193ZM199 110H198V109ZM200 108H201V110H200ZM212 108V109H211ZM220 108H222V109H225L223 112H222V109H220ZM193 109V110H192ZM209 109H211V111H209ZM214 109V110H213ZM217 109V110H216ZM189 112H188V111ZM206 110V111H205ZM213 110V111H212ZM233 110V111H232ZM191 111H194V112H191ZM197 111V112H196ZM198 111H201V112H198ZM203 111V112H202ZM181 112V113H180ZM206 112V113H205ZM214 112H215V115H214ZM216 112H218L219 114H218V116L219 117H217V114H216ZM193 113H196L194 116H193ZM202 113H204L203 115H202ZM227 113V114H226ZM183 114H184V116H186L187 115V117H185L186 119L184 120V116H183ZM192 116H191V115ZM198 114H200V115H202L201 117H200V115H198ZM210 116H209V115ZM226 116V115H228V116H224V115ZM197 115V116H196ZM206 115V116H205ZM224 116V117H223ZM179 117V116H178ZM193 117H195L194 119H192ZM197 117H198V119H200V120H198L197 119ZM200 117V118H199ZM211 117V118H210ZM220 117H222V118H220ZM165 118V117H164ZM167 119H166V121H165V119L163 120L164 122H166L165 124H169L170 123V121H169V123H167L168 122V117H166ZM203 118H205V121H204V119ZM216 118H218V119H216ZM220 118V119H219ZM191 119V121H189ZM195 119H196V122H195ZM216 119V120H215ZM179 120V119H178ZM184 120V121H183ZM213 120V121H212ZM179 121H181V120H179ZM194 121V122H193ZM202 121V122H201ZM209 121V122H208ZM163 122V123H164ZM200 122L201 123H204V124H200ZM196 123H197V125H196ZM205 123L207 124V125H205ZM164 124V126H166ZM187 124V125H186ZM188 124H190V125H188ZM193 124V125H192ZM194 126V127H193ZM192 129H191V128ZM166 128H169V127H166ZM165 128V129H166ZM149 131V132H148ZM146 133H151L150 132V130H148ZM192 132V133H191ZM178 134V135H180V137H181V135L182 134ZM190 134V135H189ZM192 134V135H191ZM151 135V134H150ZM178 135H177V137H176V140L178 141V139L180 140V138H178ZM188 136V138H186L187 136ZM149 136V135H148ZM159 135H156V137H157V139L159 138H162V137H158ZM194 138H193V137ZM155 137V136H154ZM155 137V138H156ZM181 137V138H182ZM190 137V138H189ZM184 138H186V139H184ZM193 138V139H192ZM152 139V136H149V138L147 139L148 141H149V146L148 147H150V145H151V143L154 141V139H153V141L152 142H150V140ZM157 139H155V140H157ZM170 139V138H169ZM165 140H167V139H165ZM172 140L173 139H171L170 141H168L169 143L171 142V143H173L172 142ZM159 141V140H158ZM164 141V140H163ZM166 141V143L164 144V145H166L167 147H169V148H173V146H171V144H170V146H169V144H168V142ZM157 142V141H156ZM161 142V141H160ZM154 144H155V141L153 142ZM159 143V142H158ZM158 143H157V145H158ZM162 143V142H161ZM160 144V143H159ZM252 144V145H251ZM157 145H155L156 147H157ZM163 145V144H162ZM162 145L160 146V148H164V147H162ZM255 145V146H254ZM185 146V147H184ZM234 146V147H233ZM159 147V146H158ZM166 147V148H167ZM227 148V149H226ZM233 148V149H232ZM236 148V149H235ZM216 149H218V150H216ZM222 149H223V152H222ZM229 149V150H228ZM237 149H239V151L237 150ZM244 149V150H243ZM247 149V150H246ZM255 149V150H254ZM216 150V151H215ZM220 150V151H219ZM227 151L226 153L224 152V151ZM242 152H241V151ZM253 150V151H252ZM217 151H219V153H217ZM234 151V152H233ZM215 152V153H214ZM223 153L225 156H226V154L227 153H229V154H227V157H226V159L224 160L225 162H223V161H220L219 159H217L218 158V156L221 154V153ZM246 152V153H245ZM255 152V153H254ZM217 153V154H216ZM241 153V154H240ZM258 153V154H257ZM182 154V155H181ZM213 154V155H212ZM219 154V155H218ZM235 155V157L234 156H231V155ZM249 154V155H248ZM230 155V156H229ZM240 155V156H239ZM243 155V156H242ZM180 156V157H179ZM242 156V157H241ZM254 158H253V157ZM258 156V157H257ZM217 157V158H216ZM240 157H241V159L242 158H244L243 159V161H240ZM228 158H229V160H228ZM236 158H239L238 159V161L240 162H238L237 160H235ZM178 159L180 160L179 162H178ZM210 159H211V161L213 162H211L210 161ZM252 159V160H251ZM217 160H219V162L217 161ZM226 160H227V162H226ZM247 160V161H246ZM260 160V161H259ZM253 161V162H252ZM230 162V163H229ZM178 163L180 164V165H178ZM211 163V164H210ZM224 165H223V164ZM225 163H228V164H226L225 165ZM253 163V164H252ZM214 165V168H212L211 167V170L213 169V172L212 171H208V169H206L205 170V168H207V166H209L210 167V165L211 166H213ZM218 164V165H217ZM242 164V165H241ZM258 166H257V165ZM261 164V165H260ZM217 165V167H215ZM221 165H223L224 167H222ZM228 165H229V167H230V165H231V167H232V169H229L230 171H228V169L227 168H229L228 167ZM233 165H235V166H233ZM244 165L246 166V167H244ZM179 166H181V167H179ZM221 166V167H220ZM250 168H249V167ZM256 166V167H255ZM230 167V168H231ZM236 167H237V169H236ZM242 167V169H244V170H240V168ZM257 167H259V169L257 168ZM261 167H263V168H261ZM177 168H178V170H177ZM219 169V170H217V169ZM221 168L223 169V170H225V171H222L221 170ZM260 168H261V171H263V172H260ZM180 169V170H179ZM188 169V170H187ZM198 169H199V171H198ZM216 169V171H214ZM238 169L240 170V172H238ZM246 169V170H245ZM258 169V170H257ZM253 170V171H252ZM174 171V170H173ZM172 171V172H173ZM174 171V172H175ZM192 171H193V173L195 174L194 176H193V174H192ZM197 172V174H196V172ZM201 171H205V172H201ZM207 171V172H206ZM218 171H220L219 173L220 174H218ZM242 171H243V173H242ZM258 171V172H257ZM177 172H176V174H177ZM179 172H181V174L179 173ZM191 172V173H190ZM198 172H201V173H198ZM244 172H245V175H244ZM253 172V173H252ZM169 173H171L170 171H169ZM168 173V174H169ZM204 173V174H203ZM212 173H216V174H213L212 175ZM221 173H223L224 175H222ZM227 173V174H226ZM238 173V174H237ZM252 173V174H251ZM198 174H200V176L198 175ZM202 174V175H201ZM209 174V175H208ZM211 174V175H210ZM241 174H243V175H241ZM249 174H251V175H249ZM259 174H260V176H259ZM179 175H180V177H179ZM192 175V176H191ZM197 175H198V177H197ZM249 175V176H248ZM262 175H263V177H262ZM3 175H2V173L0 172V183H1V181L2 180H4V177H2ZM188 176V177H187ZM191 176V180H189L190 177ZM196 176V177H195ZM205 176V177H204ZM208 176H211V177H209L208 178ZM221 176V177H220ZM242 176H244V177H242ZM247 176V177H246ZM254 176V177H253ZM2 177V178H1ZM194 177V178H193ZM201 177V178H200ZM224 177V178H223ZM228 177V178H227ZM238 179H237V178ZM250 178V180H249V178ZM258 179H257V178ZM260 177H262V179L260 178ZM197 178V179H196ZM218 178V179H217ZM253 178V180H251ZM259 178L261 179V180H259ZM183 179V178H182ZM193 179V180H192ZM209 179V180H208ZM221 179V180H220ZM222 179H224L225 180V182H224V180L222 181ZM229 179V180H228ZM237 181H236V180ZM196 180V181H195ZM200 180V181H199ZM244 180H246V183H248V184H245V182H244ZM250 182H249V181ZM184 181H180L179 183L181 184L182 182L184 183ZM209 181V182H208ZM228 181H230V182H228ZM233 181V182H232ZM235 181V182H234ZM258 181V182H257ZM262 181V182H261ZM4 182V183H3ZM199 182H202V183H200L201 185H200V187H197V185H199ZM239 182V183H238ZM257 182V183H256ZM182 183V184H183ZM190 183V182H189ZM192 183V182H191ZM190 183V184H191ZM194 183H193V185H194ZM226 183V184H225ZM228 183H230V184H228ZM2 185L3 184H5V181H2V183H1ZM179 184V185H180ZM181 184V185H182ZM258 186H257V185ZM194 185V186H195ZM216 185V186H215ZM5 186V185H4ZM4 186H0V209L1 208H5V206H4V204L6 203V201H7V199H6V197H7V195H9L8 193H9V191H8V189L7 188H5ZM183 186V185H182ZM181 186V187H182ZM213 186H215V188L213 187ZM233 186V187H232ZM241 186H242V188H243V190L244 191H242V188H241ZM257 186V187H256ZM231 187L232 188H234L235 187V189H234V191L235 192H232L231 190ZM240 187V189H238V188ZM250 187V188H249ZM255 188V189H257L256 191H255V189H253L252 190V188ZM202 188V187H201ZM180 189V188H179ZM182 189H183V187H182ZM204 189V188H203ZM230 189V190H229ZM213 190V191H212ZM224 190V191H223ZM226 190V191H225ZM246 190V191H245ZM248 190V191H247ZM201 191V192H202ZM210 191H207L206 193H208V192H210ZM217 191V192H216ZM241 191V192H240ZM8 192V193H7ZM210 192V193H211ZM231 192V193H230ZM237 192V193H236ZM252 192H253V195H252ZM256 192V193H255ZM258 192L260 193V194H258ZM182 193V192H181ZM233 193L236 195H234V197H233ZM245 193V194H244ZM251 193V194H250ZM2 194V195H1ZM6 194V195H5ZM200 194V195H199ZM207 195V196H206ZM218 195H220V196H218ZM242 196V197H240V196ZM250 195V196H249ZM257 195H258V197H257ZM261 195V196H260ZM181 196V195H180ZM197 196V197H198ZM206 196V197H205ZM251 196H255L254 197V199H253V197H252V199L250 198ZM263 196V197H262ZM3 197H5V198H3ZM209 197V199L211 200V198ZM229 197V198H228ZM216 198H217V200H216ZM223 199V200H221V199ZM235 198V199H234ZM261 198V199H260ZM5 199V200H4ZM218 199H220V200H218ZM238 199V201H236ZM245 199V200H244ZM205 200V201H206ZM233 200H235L234 201V205H232V203H231V201L233 202ZM250 200V201H249ZM253 200H255V201H253ZM259 200V201H258ZM262 200V201H261ZM204 201V203H207V202H205ZM244 201V202H243ZM222 202V203H221ZM228 202V203H227ZM229 202L231 203V205L229 204ZM237 202V203H236ZM239 202V203H238ZM262 203H263V205H262ZM7 204V203H6ZM244 204V205H243ZM251 204H252V206H251ZM254 204V205H253ZM256 204V205H255ZM228 205H230V206H228ZM241 205V206H240ZM249 205V206H248ZM4 206V207H3ZM181 206V205H180ZM233 206L235 207V209L233 208ZM243 206V207H242ZM248 206V207H247ZM251 206V207H250ZM255 206V207H254ZM257 206V207H256ZM260 206V207H259ZM228 207V208H227ZM230 207H232V209H230ZM236 207H238L237 209H236ZM245 207V208H244ZM180 208V207H179ZM245 209V211H244V209ZM247 208V209H246ZM250 208V209H249ZM253 208H255V209H253ZM180 209H182V208H180ZM249 209V210H248ZM258 209V210H257ZM260 209V210H259ZM253 210H254V212H253ZM256 210V211H255ZM183 210H179L178 209V212H179V214H180V212H182ZM234 211V212H233ZM244 211V212H243ZM239 212V213H238ZM258 212V213H257ZM260 212H261V214H260ZM183 213V212H182ZM181 213V219H186V217H185V215L184 214H182ZM235 213V214H234ZM237 213V214H236ZM243 213H244V215H243ZM213 214H215L214 212H213ZM233 214V215H232ZM7 216H4L6 219H8V220H6L4 217L2 218V220H4V221H11L12 220V222H4L5 224H7V225H9V224H11V225H13V227H14V217L12 218L11 217V219H10V216L8 215V214H6ZM218 215H219V217H218ZM12 216H13V214H12ZM228 216H230V217H228ZM253 216V217H252ZM213 217V215H212V218H214ZM10 219V220H9ZM193 219V218H192ZM194 219H196V217L194 218ZM194 219H193V221H194ZM189 220V219H188ZM208 220L210 221V223H211V227H213V226H216V225H214V223H212L211 222V220H210V218H208ZM212 220V221H213ZM224 220H226V221H224ZM250 220V221H249ZM257 220V221H256ZM192 221V222H193ZM196 221V220H195ZM194 221V222H195ZM229 221V222H228ZM226 222H227V224H226ZM186 224H188V223H186ZM185 224V225H186ZM190 224L191 223H189V225H186V227H185V225L184 226H182L181 228L182 229H184V228H188V227H192V229H191V231H195V229L196 230H198V229H200L199 228V225H198V227L197 226H195V224H192L193 226H190ZM209 224V223H208ZM212 224H213V226H212ZM231 226H230V225ZM223 225V226H222ZM194 227V228H193ZM204 227V226H203ZM222 227V228H221ZM227 227H229V228H227ZM6 229H8L7 227H5ZM10 229H12L11 227H9ZM215 228V227H214ZM228 229V231H227V229ZM8 230V234H9V231H13V230ZM189 229V228H188ZM206 229V228H205ZM245 229V230H244ZM200 230H203L202 229V227H201V229ZM209 230V229H208ZM218 230H220V231H218ZM224 230V231H223ZM233 230H236V231H233ZM240 230V231H239ZM242 230H243V232H242ZM251 231V232H250ZM14 232V231H13ZM11 233V234H15L16 232H14V233ZM215 232V233H214ZM228 232L230 233V234H228ZM231 232H232V234H231ZM248 232V234H246V233ZM227 233V234H226ZM251 233V234H250ZM10 234V235H11ZM223 234H224V236H223ZM262 234V235H261ZM10 235H9V237H10ZM230 235V236H229ZM232 235V236H231ZM247 235V236H246ZM15 235H13L12 237H14ZM234 236V237H233ZM237 238H236V237ZM246 236V237H245ZM248 236H251V237H248ZM12 237H10V238H12ZM211 237V238H212ZM223 237V241L221 240V238ZM230 237H232V238H230ZM244 237H245V239H247V241L244 239ZM214 238V237H213ZM232 239V240H230V241H226V240H229V239ZM13 239V238H12ZM219 239H217V240H219ZM234 239V240H233ZM237 239V240H236ZM242 239V240H241ZM250 239H251V241H250ZM261 239V240H260ZM241 240V242H243V241H246V243L245 242H243V244L241 243H239L240 245H237V243H238V241H240ZM213 241V240H212ZM234 241H236V242H234ZM256 241V242H255ZM216 242H217V244H220L219 246H224V248L222 247V249L223 250H225V248H226V252H224V255L226 254L227 255V258L228 259H226V262H224V261H222L223 259H225V258H222L221 259V257H223V255L221 254L222 252H220L221 251V247L219 248L220 250H218L217 248L219 247L218 245H217V247L215 246L216 245ZM223 242H225V245H223L224 243ZM229 244H228V243ZM253 242V243H252ZM210 243H212V242H210ZM236 243V244H235ZM244 243H245V245H244ZM258 243V244H257ZM222 244V245H221ZM254 245V247H252L251 245ZM229 245H230V247H229ZM233 245H235V246H237L236 248H234V246ZM249 245V246H248ZM214 246V247H213ZM20 247H23V245H21ZM232 247V248H231ZM240 247V248H239ZM243 247V248H242ZM263 247V248H262ZM19 248V247H18ZM17 248V249H18ZM27 249L29 248L30 249V247H26ZM213 248V249H212ZM228 248V249H227ZM248 248V249H247ZM251 248V249H250ZM261 248V249H260ZM27 249H25V250H23L22 248L20 249V251L21 250H23L24 252H27L28 251V253H30L29 255H28V253H26V255L27 256H30L32 253H35V250H34V248H31V250L29 251V249L27 250ZM177 250H178V247L176 248ZM240 249V250H239ZM32 250H34L32 253H31V251ZM217 250V251H216ZM228 250H229V252H228ZM234 251V252H232V251ZM244 250V251H243ZM15 251H17V250H15ZM23 251H21L20 253H19V257H18V255H16V254H18V253H13V255H14V257H15V261L17 262V264L19 263V264H24V263H28V264H36L39 260H37L38 259V257L36 256V254H33V256L35 257V258H33L34 260H35V262L33 261V259L30 261L29 259H31L32 258V256L31 257H29V259L26 261V262H24V260H26L27 258H26V255H25V253H24V255H25V258L23 259ZM208 251V252H209ZM236 251H239V252H236ZM19 252V251H18ZM246 252V253H245ZM256 252V253H255ZM234 253H237V255L235 254V256H233L234 255ZM242 253V255H238V254H241ZM247 253H250L249 255H247ZM230 254H232V255H230ZM244 254L246 255V256H244ZM21 255H23V256H21ZM221 256V257H220ZM233 256V257H232ZM241 256H244V258L243 257H241ZM249 256V257H248ZM257 256V257H256ZM242 258V259H240V258ZM255 257V258H254ZM263 257V258H262ZM21 258L23 259V260H21ZM216 258H219V259H216ZM246 258V259H245ZM251 259L250 261L248 260L247 261V259ZM188 259H190V258H188ZM255 259V260H254ZM230 260V261H229ZM240 260V261H239ZM244 260V261H243ZM24 263H23V262ZM219 261V262H218ZM239 261V262H238ZM182 262H183V260H182ZM235 262V263H234ZM248 262V263H247ZM254 262V263H253ZM40 264V263H39Z\"/></svg>",
  "mask_w": 264,
  "mask_h": 264
}]
</instances>
